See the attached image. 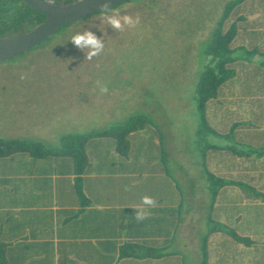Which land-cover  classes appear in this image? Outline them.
<instances>
[{"label":"trees","instance_id":"1","mask_svg":"<svg viewBox=\"0 0 264 264\" xmlns=\"http://www.w3.org/2000/svg\"><path fill=\"white\" fill-rule=\"evenodd\" d=\"M76 1L52 0V3L60 6ZM130 1L124 0L107 12ZM244 1L233 0L224 7L221 26L205 47L204 54L209 57V64L202 70L195 91L197 138L211 134L225 139L217 144L197 141L205 191L201 190L199 195L193 192L192 196L200 197L206 193L204 217L200 219L208 226L199 237L196 249L198 264L264 261V148L258 146L255 139L257 132L254 128L259 126L253 112L255 106L245 102L247 113H250L247 117L245 106L239 108L244 104L245 92L251 94L246 86L223 97L225 88L236 89L234 79L243 80L244 72L250 76L254 66L260 70L261 66L264 68L262 61L246 67L240 57L233 56L241 47L235 39L240 33L237 21L244 20L243 16L237 15L236 20L222 30V24L232 12L239 10L237 8ZM44 19L42 13L22 0H0V38L26 34ZM68 25L60 27L54 34L63 32ZM247 52L254 56L258 53L256 47ZM242 84L243 81L240 82ZM251 87L256 92V86ZM260 87L263 88L261 84ZM224 101L227 104L221 105ZM219 108L226 113L221 115ZM208 109L211 116L218 114L222 118L218 123L227 122L225 132L220 133L210 127ZM228 115L234 117L224 118ZM105 146L107 149L102 148ZM110 147L119 158L111 164L112 168L106 169L101 162H106L104 158L110 153ZM166 156L159 128L144 115L132 116L122 125L103 130L66 135L61 138L58 148H46L40 142L0 138V264H19L26 258L22 242L25 236L20 232V222L26 210L21 214L16 208L50 206L47 189L50 191L52 187V175L55 176L53 189L58 204L76 207V211H69L70 220L75 218L74 215L84 213L93 202L124 205V209L117 212L124 216L121 223L124 226L123 237L128 240L111 251L119 261L179 264L181 256L171 247L175 230L186 219V211L182 209L188 200L181 195L176 179L171 177L172 173L165 165ZM21 190L28 192L26 201L19 194ZM66 191L69 196L64 197L62 193ZM143 196L154 198L157 206L147 209L145 220L137 221L136 209L142 206ZM192 221L197 222L195 218ZM230 243L236 246L232 256L227 258L224 246ZM248 252L253 256L239 258L241 253ZM110 256L108 261H113Z\"/></svg>","mask_w":264,"mask_h":264},{"label":"rangeland","instance_id":"2","mask_svg":"<svg viewBox=\"0 0 264 264\" xmlns=\"http://www.w3.org/2000/svg\"><path fill=\"white\" fill-rule=\"evenodd\" d=\"M230 1L233 0H131L108 14L118 12L133 18L139 15L141 22L136 28L114 30L105 22V13H98L69 24L63 32L18 56L1 61L0 138L58 148L66 135H83L122 125L135 115L146 116L159 128L167 155L165 165L181 187V195L188 200L182 209L186 219L178 228L183 233L176 232V244L171 250L182 256L184 264H198L199 237L208 226L200 219L204 217L206 193L197 196L205 191L197 141L217 144L225 139L211 134L197 138L195 91L202 70L209 64L205 47L221 26L220 18ZM237 9L222 24V30L240 14L245 20L237 21L239 29L245 36L253 35L233 56L240 57L246 67L264 62V0H246ZM84 31L93 32L105 45L103 53L92 60L86 58L88 49L79 50L70 40L72 35ZM255 47L256 56L247 52ZM256 79L251 74L240 80L242 86L234 79L236 89L225 88L221 91L223 97L245 86H249L251 95H256L250 86ZM97 81L108 86L107 95L100 94ZM247 109L245 106L246 117L250 115ZM225 113L220 109L221 115ZM207 114L212 129L226 131V121L218 123L222 118L218 114L212 117L209 109ZM231 117L234 116L224 118ZM263 119L264 112L257 117L259 125ZM109 149L106 162H101L106 169L119 158L112 147ZM193 192L198 194L192 196ZM235 246H224L227 258L232 256Z\"/></svg>","mask_w":264,"mask_h":264},{"label":"crops","instance_id":"3","mask_svg":"<svg viewBox=\"0 0 264 264\" xmlns=\"http://www.w3.org/2000/svg\"><path fill=\"white\" fill-rule=\"evenodd\" d=\"M240 31L241 33H239V36L235 39V42L239 43V45H243V42L246 39H249L253 34L251 33V35L245 36L244 31ZM254 67L258 69V73L255 72L256 69H254L252 74L256 75L257 79L252 82L250 86H253L254 83H257L256 95H251L249 92H245V95L243 96V106H245L246 100L249 101L251 105L255 106L253 112L256 114L255 120L257 121L258 115L264 112V68L261 66L262 69L260 70V68L257 66ZM245 77L247 76L244 72L243 80ZM260 84L263 86V88L260 87ZM246 89H249V86L246 87ZM262 121L263 124L257 126V128L254 129L255 132H257V138L255 139H257L258 146L264 148V119ZM32 177L35 176L33 175ZM54 179L55 176L52 175V187L50 191L47 189V195L51 201L50 206H39L34 208L24 206L16 208L18 213H21L22 210H26L24 211L25 213L23 212L25 216L23 214L24 218L20 222V232L24 233L25 236L22 242L23 249L25 251L24 254L26 253V258H24V261H19L18 263L131 264L129 261H119L118 256L111 253V251L116 250V248L119 247L122 242H124V240H128V238L123 237L124 226L121 223L124 219V216H120L121 213L117 212L120 209H124V205L118 203L109 206L93 202L91 206L86 208L84 213H80L79 215L76 214L77 216L74 215L75 218L70 220L68 219L69 211L70 209L76 211V207H74L72 204H58L59 201L56 200V193H54L53 189ZM67 191L62 193L64 197L69 196ZM19 194L22 196L24 201L27 200L28 192L21 190ZM45 210L48 213H44ZM109 212H112L113 214L111 213L107 215ZM116 220L117 222H115ZM179 226L175 230V233L177 231L182 232L181 230H178ZM117 233H121L122 235L117 236ZM195 241L196 239L193 241V244ZM175 244L176 242L174 238L173 245ZM248 253L249 254L241 253V256H247L248 258L253 256L250 254V252ZM110 255L113 257V261H111V259L108 261V256ZM178 262L179 264H184L182 256L181 261ZM226 263L240 264L235 261H226L222 264ZM241 264H264V261H242Z\"/></svg>","mask_w":264,"mask_h":264},{"label":"water","instance_id":"4","mask_svg":"<svg viewBox=\"0 0 264 264\" xmlns=\"http://www.w3.org/2000/svg\"><path fill=\"white\" fill-rule=\"evenodd\" d=\"M45 16L44 21L30 32L9 38H0V62L28 51L54 34L60 27L102 12L104 0H78L67 5H54L44 0H22ZM124 0H110L109 8Z\"/></svg>","mask_w":264,"mask_h":264},{"label":"clouds","instance_id":"5","mask_svg":"<svg viewBox=\"0 0 264 264\" xmlns=\"http://www.w3.org/2000/svg\"><path fill=\"white\" fill-rule=\"evenodd\" d=\"M52 0H48V3H51ZM110 0H104L101 4L102 10L105 12V22L110 25L114 30L123 32L125 27L129 29L136 28L140 24V17L137 15L133 18L131 15H120L118 12L113 14H108L107 10L109 9ZM71 43L79 50L88 49L86 58L92 60L93 57L101 55L104 51L105 45L102 39L98 38L91 31H84L83 33H76L70 38ZM97 86L99 88L101 95H107L109 93L108 86L101 82L97 81ZM127 190V189H126ZM141 207L136 209L135 218L137 221H143L147 218V209L155 208L157 206V201L150 196H143L141 198Z\"/></svg>","mask_w":264,"mask_h":264}]
</instances>
